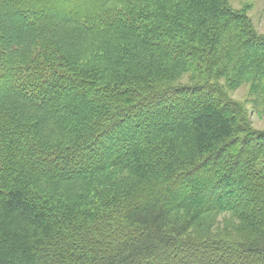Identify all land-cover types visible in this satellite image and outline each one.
<instances>
[{
	"label": "trees",
	"instance_id": "1",
	"mask_svg": "<svg viewBox=\"0 0 264 264\" xmlns=\"http://www.w3.org/2000/svg\"><path fill=\"white\" fill-rule=\"evenodd\" d=\"M233 1L0 0V264H264Z\"/></svg>",
	"mask_w": 264,
	"mask_h": 264
},
{
	"label": "rangeland",
	"instance_id": "2",
	"mask_svg": "<svg viewBox=\"0 0 264 264\" xmlns=\"http://www.w3.org/2000/svg\"><path fill=\"white\" fill-rule=\"evenodd\" d=\"M233 4L235 7H247L253 26L257 31L264 33V0H234ZM249 89V85L245 84L229 91L234 99L245 104L254 127L264 129V103L256 106Z\"/></svg>",
	"mask_w": 264,
	"mask_h": 264
}]
</instances>
